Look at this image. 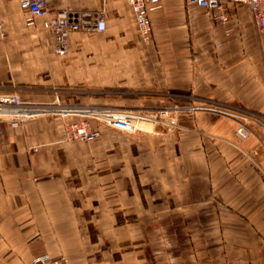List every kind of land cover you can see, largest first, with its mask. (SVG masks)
Here are the masks:
<instances>
[{
    "label": "crops",
    "instance_id": "obj_1",
    "mask_svg": "<svg viewBox=\"0 0 264 264\" xmlns=\"http://www.w3.org/2000/svg\"><path fill=\"white\" fill-rule=\"evenodd\" d=\"M50 8L31 27L19 0H0V88L49 108L0 117V264L45 253L62 264H264V32L249 7L229 4L221 22L165 0L150 10V42L128 0ZM64 8L104 29L75 31L61 55L42 22ZM104 88L126 91L91 92ZM200 101L248 111V136L208 111L180 117L196 134L103 133L92 146L64 130L77 106L157 113Z\"/></svg>",
    "mask_w": 264,
    "mask_h": 264
},
{
    "label": "built area",
    "instance_id": "obj_2",
    "mask_svg": "<svg viewBox=\"0 0 264 264\" xmlns=\"http://www.w3.org/2000/svg\"><path fill=\"white\" fill-rule=\"evenodd\" d=\"M165 0H128L135 12V18L138 30L142 39L145 42H150L152 38V20L150 16V10L154 6H158ZM186 2L196 3L199 6L207 9L210 13H214L215 18L221 22H226L229 18L227 7L231 3L246 4L251 13V18L260 32H264V0H183ZM19 4L22 8L28 10L26 17V24L31 27L38 26V20L41 17L49 16L50 14V0H19ZM3 24L0 20V28ZM42 27L51 30L54 36V50L58 54H67L70 49V38L75 31L79 30H93L104 29V25L88 24L83 25L78 20H75L70 11L64 8L58 11L53 16L48 17L42 22ZM46 107V106H45ZM45 107H39L29 102L23 101L19 94L15 92L7 91L0 88V117L10 116L11 119L24 120L30 116L44 112ZM200 109H208L215 112H221L230 116L235 115V112H243L244 118L248 117L249 112L245 109L230 106L231 109H224L221 105H202L198 106ZM95 107L72 109L68 112H78L80 114H89L92 117L102 118L106 124L117 127L122 130L135 131L141 129L139 122L155 121L159 117L168 113L167 110H160L155 114H146L142 111L123 109L118 107ZM235 110V112H234ZM161 115V116H160ZM101 116V117H100ZM237 133L246 138L249 134V130L245 124L241 125L237 129ZM95 134L88 128L87 124L83 121L80 123H74L67 126L66 137L68 139L89 140L94 137ZM64 258H55L50 254H39L32 258L26 264H62Z\"/></svg>",
    "mask_w": 264,
    "mask_h": 264
},
{
    "label": "rangeland",
    "instance_id": "obj_3",
    "mask_svg": "<svg viewBox=\"0 0 264 264\" xmlns=\"http://www.w3.org/2000/svg\"><path fill=\"white\" fill-rule=\"evenodd\" d=\"M7 32V31H6ZM3 28H0V35H4V34H7ZM115 90H110V89H93L91 92L95 95H98V97L100 95H105L107 93H111V91H113L114 93H117V92H125L126 89H121V88H114ZM89 90V89H87ZM91 90V89H90ZM60 92V91H59ZM107 92V93H105ZM169 95H173L174 97L176 96H180L179 93H175V92H171ZM172 97V96H171ZM57 100V98L55 99ZM57 102V101H56ZM215 105V106H218V105H221L222 108L224 109H231L229 104L227 105L226 103H222V104H219V103H213V102H199L197 104H192V105H185V104H182V103H174L172 105H169V106H164V107H161L159 108L158 111L160 110H167L168 113H166L164 116L162 117H159L158 119H156L155 121H145V122H139L140 126H141V129H137L135 131H127V130H122V129H119L117 127H114V126H111V125H108L106 124V122L103 121L102 118H96V117H92L91 115L89 114H86V115H83V114H80L78 112H72L71 113V116H72V120L67 122L65 124V134H66V131H67V126L68 125H71V124H74V123H80V122H85L88 126V128L92 131L93 134H95L94 137H92L91 139L89 140H79V139H70V140H78V141H81V142H85L87 144H91L92 146H99V141H100V134H103V133H109V134H133L135 132L136 133H145V132H152V131H155V129H158V130H161V131H177V132H182L184 130V132H187L188 134H196V127H195V123H191L189 128L184 127L183 124L180 122V117L182 115H195L196 113H199V112H215V111H212V110H208V109H200L198 106H202V105ZM90 108V107H95V108H99V107H107V106H100V105H87V106H77V107H74V108H71V109H75V110H80V109H83V108ZM112 107V106H110ZM51 108V107H50ZM53 109H59L60 107H57V105L55 106V104L53 105L52 107ZM118 108H122V107H118ZM100 109V108H99ZM123 109H132V110H138V111H142L146 114H155V113H152L150 111H145V110H140V109H134V108H123ZM243 109V108H241ZM233 110V109H231ZM157 111V112H158ZM235 112V110H234ZM160 113V112H158ZM217 114H220L221 116H226L227 118H232L233 120H235L236 124H237V129L243 125V124H246L245 123V118L242 116V113L243 112H235L234 114L235 115H228V114H225V113H221V112H215ZM67 114V113H66ZM161 116V115H160ZM101 117V116H100ZM12 121L14 122H17V121H21L19 119H12ZM238 134V133H237ZM65 261V259H63V262ZM62 262V263H63Z\"/></svg>",
    "mask_w": 264,
    "mask_h": 264
},
{
    "label": "bare ground",
    "instance_id": "obj_4",
    "mask_svg": "<svg viewBox=\"0 0 264 264\" xmlns=\"http://www.w3.org/2000/svg\"><path fill=\"white\" fill-rule=\"evenodd\" d=\"M94 109H98V108H94Z\"/></svg>",
    "mask_w": 264,
    "mask_h": 264
}]
</instances>
